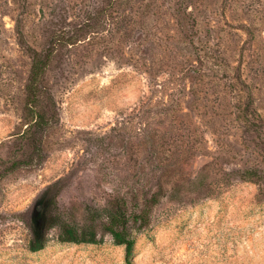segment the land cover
<instances>
[{
  "label": "rangeland",
  "instance_id": "obj_1",
  "mask_svg": "<svg viewBox=\"0 0 264 264\" xmlns=\"http://www.w3.org/2000/svg\"><path fill=\"white\" fill-rule=\"evenodd\" d=\"M107 1L0 0V264H127L106 216L102 243L54 227L30 251L57 181L79 228L122 205L132 264H264V0H115L105 17ZM48 50L38 129L25 85Z\"/></svg>",
  "mask_w": 264,
  "mask_h": 264
},
{
  "label": "trees",
  "instance_id": "obj_2",
  "mask_svg": "<svg viewBox=\"0 0 264 264\" xmlns=\"http://www.w3.org/2000/svg\"><path fill=\"white\" fill-rule=\"evenodd\" d=\"M115 0H108L104 9L100 11L106 17L107 11L114 6ZM181 19V16H178ZM54 48L62 45L64 39H68V44L73 43V37L56 36ZM52 48V50L54 49ZM33 51L32 65L25 85V118L29 127L44 129L47 122H50L48 107L54 106L48 87L44 83L45 70L51 60L53 51ZM228 66V65H227ZM235 84L233 83L234 93L239 98V104L235 107L240 108V94L242 91L241 68L233 70ZM240 86V87H239ZM61 190L60 182H54L48 185L40 194L39 206L29 220L31 239L29 241L30 251H38L50 240L49 232L54 227L60 228L58 240L73 243H102L104 238L100 235L94 222L101 216L109 219V226H103L104 229L112 236L113 242L117 245L124 246V258L127 264H132L131 256L134 249L135 240L129 233L128 222L129 216L125 213L121 204L115 209L109 208H88V218L90 223L82 228L67 223L61 216L57 205V196Z\"/></svg>",
  "mask_w": 264,
  "mask_h": 264
}]
</instances>
